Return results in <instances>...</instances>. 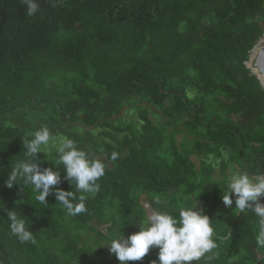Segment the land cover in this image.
I'll list each match as a JSON object with an SVG mask.
<instances>
[{
  "label": "trees",
  "instance_id": "1",
  "mask_svg": "<svg viewBox=\"0 0 264 264\" xmlns=\"http://www.w3.org/2000/svg\"><path fill=\"white\" fill-rule=\"evenodd\" d=\"M37 3L28 15L22 0H0V264H118L102 244L139 230L144 201L173 214L203 207L219 245L212 264H264L258 217L222 200L232 165L264 173V86L249 65L264 0ZM42 125L105 164L87 212L70 216L52 195L42 205L30 187L5 185ZM38 156L55 169L53 149ZM63 177L58 187L70 190ZM12 209L35 244L10 234ZM158 251L127 264H151Z\"/></svg>",
  "mask_w": 264,
  "mask_h": 264
},
{
  "label": "clouds",
  "instance_id": "2",
  "mask_svg": "<svg viewBox=\"0 0 264 264\" xmlns=\"http://www.w3.org/2000/svg\"><path fill=\"white\" fill-rule=\"evenodd\" d=\"M27 7V14L33 15L38 10L37 0H22ZM25 158L17 161L7 174L5 185L14 184L30 187L35 200L47 205L46 198L54 196L70 216L87 212L86 194L99 191V179L105 175V164L92 158L81 149L77 142L68 137L57 139L46 125L31 133L23 141ZM56 153L55 169L42 167L39 153L49 154V149ZM117 153H112L115 161ZM62 166V170L60 168ZM63 179L70 184V190L58 187ZM73 186L75 191H73ZM21 188V187H20ZM240 213L251 211L258 217L259 230L256 234L257 247L264 248V173L250 175L247 171H234L223 189L222 200L226 207L233 204ZM159 203V201H157ZM199 204L180 206L173 214L167 210H152L139 223V230L124 237L123 233L109 235L102 245L109 246L120 264L139 261L150 248H158L157 260L151 264H212L219 257L218 243L214 235L212 220ZM4 208L0 206V209ZM10 234L21 243L35 244L36 240L26 224L15 210L7 212ZM101 245V246H102Z\"/></svg>",
  "mask_w": 264,
  "mask_h": 264
},
{
  "label": "rangeland",
  "instance_id": "3",
  "mask_svg": "<svg viewBox=\"0 0 264 264\" xmlns=\"http://www.w3.org/2000/svg\"><path fill=\"white\" fill-rule=\"evenodd\" d=\"M257 49V50H256ZM256 49L254 50V53H256L257 51H259V50H261V49H264V36L262 37V38H260L259 39V42H258V45H257V47H256ZM260 52V51H259ZM254 53H253V56H254ZM259 54V53H258ZM260 58V57H259ZM257 59H258V57H257ZM256 61L257 60H255V61H253V60H251L250 59V61H249V65H251V63L253 64V71H255V72H259L257 69H256V65H255V63H256ZM252 66V65H251ZM260 69H261V71H262V73L264 72V68L263 67H261L260 66ZM235 165H232L231 167H230V169H229V175H231L235 170ZM261 202H263V201H261ZM144 203H145V206H146V208L148 209V211L150 212V211H152L151 210V207L149 206V204L146 202V201H144ZM85 235H83L82 236V239L80 240V245L79 246H81L82 245V243L84 242V240H83V237H84ZM83 240V241H82ZM81 241H82V243H81ZM105 243V242H104ZM104 247H105V249H106V257H108V258H110V259H113V260H115L116 262H118V264H120V262L117 260V258L115 257V255L114 254H112V253H110L109 252V246L108 245H104ZM74 264H80L79 263V261L78 260H76V261H74Z\"/></svg>",
  "mask_w": 264,
  "mask_h": 264
},
{
  "label": "water",
  "instance_id": "4",
  "mask_svg": "<svg viewBox=\"0 0 264 264\" xmlns=\"http://www.w3.org/2000/svg\"><path fill=\"white\" fill-rule=\"evenodd\" d=\"M264 49H261L260 50V52H259V54H258V59H257V61H256V67L259 69L260 67H258L259 66V57H260V55H261V53H262V51H263ZM260 71H261V69H260ZM255 72V71H254ZM262 72V71H261ZM257 75H258V77H259V79L261 80V82H262V84H263V86H264V79L261 77V75H260V72H255Z\"/></svg>",
  "mask_w": 264,
  "mask_h": 264
},
{
  "label": "bare ground",
  "instance_id": "5",
  "mask_svg": "<svg viewBox=\"0 0 264 264\" xmlns=\"http://www.w3.org/2000/svg\"><path fill=\"white\" fill-rule=\"evenodd\" d=\"M263 67L264 68V50L262 51L260 58H259V66L258 67ZM260 70V68H259ZM261 72V71H260ZM262 77L264 78V72H261Z\"/></svg>",
  "mask_w": 264,
  "mask_h": 264
},
{
  "label": "built area",
  "instance_id": "6",
  "mask_svg": "<svg viewBox=\"0 0 264 264\" xmlns=\"http://www.w3.org/2000/svg\"><path fill=\"white\" fill-rule=\"evenodd\" d=\"M257 50V49H256ZM260 51V50H259ZM259 51H257L256 53H254V56L252 55V57H251V60H253V61H255V60H257V57H258V53H259ZM252 65V66H251ZM251 65H250V67L253 69V64L251 63ZM256 65V64H255Z\"/></svg>",
  "mask_w": 264,
  "mask_h": 264
}]
</instances>
